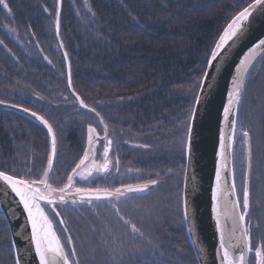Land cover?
I'll return each mask as SVG.
<instances>
[{
  "label": "trees",
  "instance_id": "16d2710c",
  "mask_svg": "<svg viewBox=\"0 0 264 264\" xmlns=\"http://www.w3.org/2000/svg\"><path fill=\"white\" fill-rule=\"evenodd\" d=\"M249 2L61 0L59 34L68 54L73 89L103 117L110 139L119 142L127 131L147 145L140 151L144 177L148 172L163 175L184 168L178 169L185 157L180 140L182 124L198 92L192 85L206 70L205 62L223 28ZM8 3L11 13L0 5V100L7 106H21L14 108H29L52 125L57 152L49 182L61 188L87 148L88 125L95 123L100 135L103 125L94 113L81 109L68 90L54 32L57 0ZM247 84L248 113L259 132L261 149L250 167L249 188L255 199L249 210L256 221L260 192L252 188L258 180L264 187V53L249 70L246 88ZM48 155L49 138L41 124L16 109L0 108V169L10 174L15 170L25 178L31 172V179H39ZM87 168L88 163L79 172ZM97 176V186H104V174ZM75 187H94L92 177L75 176ZM153 195L144 200V221L138 224L145 235L133 242L144 249L140 252L129 251L127 242L123 249L114 242L106 245L128 229L123 223H98L87 203L53 205L52 220L62 243L66 235H72L81 264H197L181 210L169 207V197L155 202ZM53 209L60 215L55 216ZM109 215L116 216L115 211ZM133 215L132 208L127 209L128 218ZM262 228L254 234V244L264 238ZM250 257L255 262L254 252ZM0 264H15L1 212Z\"/></svg>",
  "mask_w": 264,
  "mask_h": 264
},
{
  "label": "snow or ice",
  "instance_id": "6c2138e0",
  "mask_svg": "<svg viewBox=\"0 0 264 264\" xmlns=\"http://www.w3.org/2000/svg\"><path fill=\"white\" fill-rule=\"evenodd\" d=\"M0 5L4 9H7L11 13V8L9 7L8 0H0ZM47 10V9H46ZM59 10L56 13V29L59 30L60 20H59ZM257 17H264V0H251L247 3L245 7L239 10L235 16H233L229 23L223 28L222 34L219 35V39L214 43V46L210 50V56L206 60V65L208 69H212L216 73H222L227 65L230 63L231 53L228 49L234 48L237 42L242 41L247 38V34L251 28V25L256 21ZM242 22H247L243 24ZM231 42V44L229 43ZM3 43V41H0ZM225 46H228L226 48ZM264 50V38L259 39L257 43L253 44L247 49L243 56L239 59V62L234 65V74L232 75L231 84L232 87L227 92L228 100L227 104L223 107V118L226 126L231 130V135L225 136L223 129L220 132V152L221 165L216 169V188L213 190L212 199L217 201L220 196L221 189V168H226L225 163L227 157L226 152L228 148H231L235 143V135L237 129V119L238 107L236 111H233V107L238 106L240 102L241 92L244 85V74L248 71V66L252 63L253 58L257 50ZM67 52L64 53V57L67 58ZM47 59V57H45ZM51 63V61H49ZM217 77L212 74L211 71H204L200 76L199 80L194 82L192 85L193 89H199L193 96V104L189 109L186 119L182 124L184 135L180 140L181 148L183 151L191 153L192 140L194 138V122L197 118L198 107L206 99V96L202 93L211 92L216 87ZM68 87L72 88L71 73L68 74ZM75 89H73V92ZM79 104L85 109H89L91 113H94L97 118H99L100 124L103 125L104 137L103 140V162L99 163L94 159L95 156V144L99 143L101 138L97 133L95 127L91 124L88 125L87 129V143L88 147L84 151V155L80 162L76 164L75 168L72 170V175L67 176V183L61 188L53 187L50 183V172L53 168V159L57 152V138L53 132L52 125L49 124L43 116H38L36 112H31L29 108H23L25 112H31V115L37 117L43 124L47 126L48 132L52 134L51 141V153L48 156L47 167L41 169L39 173V179H31V172L27 175L29 178L18 177L15 170H12L11 174L9 170L0 169V188L10 189L15 196L19 197V202L23 205L24 211L27 213V220L31 225V233L29 237V242L34 244V252L36 257H38V264H81L79 259V254L77 248L73 241L71 234L66 235L65 242H61V238L53 230L52 220L45 213L44 209L41 207L42 202H46L47 205H55L57 201L60 203L66 202V200H71L73 204L77 202V198L81 203H87L92 205L94 201L100 200H116L119 201L121 198H129V194L132 193H144L150 189L151 186L158 184V180L149 179L144 183L138 184H121L120 187L108 188V187H75L74 188V177L80 176L82 179L87 180L93 175V173L108 174L110 169L115 166L117 171H119V160L116 161L115 165L108 159L109 152L112 148L113 141L108 137V126L104 123L103 117L100 113L96 111L94 107L90 108L85 100L76 97ZM5 101L0 100V104H4ZM14 107H21L20 105H14ZM241 135L245 138V143H247V138L249 133L246 130H241ZM144 147H147L145 145ZM248 158H249V168L251 167V146L248 147ZM92 160L91 164L88 166L86 171L79 172L78 170L84 168L85 162ZM185 180L188 179V172L186 168H182ZM195 177H192L194 181ZM74 188V191H73ZM236 190L235 183V172H232V183L231 190L228 195L234 194ZM189 193L184 191L177 196V203L183 214V220L189 225V234L192 239V244L197 251L199 257L203 258L206 256L204 248L200 247L198 240L195 238L193 232L194 222L191 219L193 213L190 211V204L188 200ZM249 186L247 179H245L242 187V202L239 197L235 200H226L225 206L229 208L231 215V227L229 228L227 234L223 229L219 231V247L216 250V257L219 259V264H247L245 257L249 253L254 252L255 264H264V238H262L258 243L254 244L252 239V227L246 222L245 216L249 208ZM243 208V212H237L236 209ZM113 209L120 222L126 226L128 231L121 234L118 239L112 237L111 241H106L108 243H116L121 249L126 246V242L130 247L129 251H144L139 245L133 243L137 238L144 237L145 233L141 230V227L137 223L133 222L131 218L126 219L124 215L121 214V209L113 204ZM217 210V205L213 206V211ZM54 215L59 216V212H55ZM60 224H64V220H59ZM217 227L219 228V217L217 218ZM258 230V225L255 226ZM65 233L68 232L67 228H64ZM111 232V229H108ZM239 233V235H237ZM227 237V238H226ZM235 241V243H233ZM115 251V248L113 249ZM238 253V254H237ZM15 264H21L19 257H15ZM205 264L207 262L205 261Z\"/></svg>",
  "mask_w": 264,
  "mask_h": 264
},
{
  "label": "water",
  "instance_id": "95a60500",
  "mask_svg": "<svg viewBox=\"0 0 264 264\" xmlns=\"http://www.w3.org/2000/svg\"><path fill=\"white\" fill-rule=\"evenodd\" d=\"M60 9L61 0H57L56 13L57 10H59L60 13ZM242 23L247 24V22ZM54 32L57 44L64 59L68 87V74L69 72L71 73L70 64L68 56L67 58L64 57L65 50L60 39L59 30L57 32L56 23H54ZM220 34H222V32ZM262 38H264V17H257L256 21L251 25V28L247 34V38L237 42V45L234 48L228 49L231 53L230 63L222 73L218 74L212 69H208L206 66V70L211 71L212 74L217 77L215 82L216 87L211 92L202 93V95L206 96V99H204L201 105L197 106L198 114L194 122L195 132L194 138L192 140L191 153L189 154L187 151H185V168L188 172V179L185 180V177L183 176L182 184V193L184 191H187L189 193L188 200L190 204V211L193 213L191 219L194 222L193 232L195 234V238L198 240L200 247L204 248L206 252L205 257L201 258L198 256L197 251L192 244L193 237H191L189 234V225L183 220L187 238L193 250L197 264H205V261L207 262V264H219V259L215 255L216 250L219 247V231L220 229H223L227 234L229 228L231 227V219H229L231 212L229 208L225 206V202L226 200H235L238 197L236 182L235 193L228 195L231 190L232 172L235 161L234 144L231 148H228L226 152L227 159L225 163L227 167L221 168L222 180L219 199L217 201H214L212 199L213 190L216 188V169L221 165V157L219 155L220 132L223 129L226 137L231 135L230 128L226 126L224 122L223 107L227 104V92L232 87L231 80L235 70L234 65L239 62V59L243 56V54L249 47L257 43L258 40ZM229 43L231 44V42ZM225 47L228 48V46ZM263 53L264 50H257L252 63L248 66V71L244 74V82L252 65ZM68 90L77 101L79 107L85 111H89V109H85L82 105L79 104L78 100L76 99L78 95L75 91L73 92V87H68ZM199 91L200 90L198 89V92ZM4 107L16 109L17 111L37 121L46 129L49 138L50 155L52 147V134L48 132L47 126L43 124L39 119H37V117L32 116L31 112H25L21 108H14L12 106L0 104V108ZM237 107L238 106L234 105V112L236 111ZM248 147L249 146L247 143L245 153H243L244 166L242 177L243 183L245 179H247L248 186L250 187L251 171L249 168ZM87 162L88 161H86L85 164ZM72 174L73 173H71V175ZM192 177H195L194 181L192 180ZM77 202H79L78 198ZM57 204L64 205L73 203L71 202V200H66V202L64 203H60L59 201H57ZM43 205L47 206L52 211L53 205L49 206L46 202H42L41 207L44 209L45 213L46 208H44ZM214 205H217L216 211H213ZM236 211L241 212V208L236 209ZM0 212L4 215L8 225L13 257H19L21 260V264H38V257H36L34 252V244H31L29 242L31 225L27 220V213L26 211H24L23 205L19 202V197L15 196V194L12 193L10 189L0 188ZM218 217L219 228L217 227ZM53 230L60 237L54 223ZM237 235H239V233H237ZM233 243H235V241H233ZM248 258H251L250 253L245 257L247 263Z\"/></svg>",
  "mask_w": 264,
  "mask_h": 264
},
{
  "label": "flooded vegetation",
  "instance_id": "af4514ba",
  "mask_svg": "<svg viewBox=\"0 0 264 264\" xmlns=\"http://www.w3.org/2000/svg\"><path fill=\"white\" fill-rule=\"evenodd\" d=\"M93 127H95V123L93 124ZM246 131H248V133L249 131H251V133H249V137L247 138L248 141L247 143L248 146L249 144L251 146V159L256 164V160L254 158L256 156L259 157L261 149L258 141L259 132H256V128L253 129V117L251 113L250 116L248 117V125ZM99 136L101 140L99 143L95 144L94 159L97 162L102 163L103 144L105 143V141L103 140L104 134L102 135L99 134ZM121 137L122 138L119 140V142L112 140L113 145L108 156V159L113 162V165H115L116 161L119 160V171H117L116 167L113 166L108 174H104L105 185L101 187L115 188V187H120L121 184L144 183V181H147L151 178L158 180V184L151 186L150 189L144 193L129 194V198L127 199L121 198L119 201H116L114 199L111 201L109 200L94 201L92 205L90 204L89 205H90L91 213L95 218V220L98 223H104L105 225L122 223L118 220L117 216L109 215L112 213V211H114L113 204H115L117 207L121 209V213L124 214L126 219H128L127 209L132 208V212H134V215L130 218L132 219L133 222L137 223V225L142 224L144 221L143 213H142L143 202L149 195L152 194H154L153 195L154 199L152 201L155 202H158L161 197L162 198L169 197L171 199L169 207L171 208L175 207L177 212L179 213L180 207L178 206L177 203V196L182 193V184H183V176H184L183 171L181 170L176 173L175 170L174 171L172 170L168 174H163V175L161 174V172H156V173L148 172L146 173L147 176L144 177V171H143L144 166L140 151L142 148H145L144 147L145 144L143 145V142L140 141V138L138 136L128 135L127 131H125V133H122ZM247 143H245V138L242 141V144L239 142H235L234 144L235 159H236L237 151L239 149H241V154H242L243 153L242 148H244V153H245V148ZM91 162L92 160L90 159L88 161V166L91 164ZM182 167L185 168V157H184V164L178 167V169H181ZM98 174L99 173H93V175L91 176L92 184L94 187H100L99 185L97 186V181H96ZM168 180H170V182L166 184ZM257 183L258 182H255L254 185H257ZM250 186L252 187L251 182H250ZM242 187H243V181H242ZM249 192H250V188H249ZM167 193H169L168 196H166ZM253 193L254 192L250 193L249 208L245 216L246 222L252 227V233H251L252 239L254 234L257 232L255 226L257 225L259 226L258 230L260 228L259 223H256L252 218L253 211L249 210L250 205L253 204L255 199ZM237 196L240 198L242 202V191L239 193L238 188H237ZM257 206H258L257 213L259 214L262 208L261 205H257ZM44 208H46V213L49 216V218L52 220L51 209L48 208L47 206H44ZM243 211L244 210L241 207V212Z\"/></svg>",
  "mask_w": 264,
  "mask_h": 264
},
{
  "label": "rangeland",
  "instance_id": "374dc122",
  "mask_svg": "<svg viewBox=\"0 0 264 264\" xmlns=\"http://www.w3.org/2000/svg\"><path fill=\"white\" fill-rule=\"evenodd\" d=\"M248 87H249V85L247 84V88L245 85L242 89L240 102L238 105V115L236 116L237 129H236V135H235V142H239L241 144H242V141L244 140V137L241 135V130L247 129L248 117H249L248 111H249L251 93L248 90ZM243 153H244V148H243ZM242 154H241V149H239L237 151L236 159H235L234 165H233V170L235 172V178H236L235 182H237V188H238L239 193L242 191V181H243L242 174H243V166H244L243 161L244 160H243ZM252 189L259 190V192H260V196L258 197V195H257V197H256V201H257L256 205H261L262 209H261V212L259 214L257 213L258 210L255 211V214H256L255 215V217H256L255 222L259 223L260 228L263 227L262 229L264 230V201H263L264 200V187L261 186V184L258 181L257 185H253Z\"/></svg>",
  "mask_w": 264,
  "mask_h": 264
},
{
  "label": "bare ground",
  "instance_id": "6f19581e",
  "mask_svg": "<svg viewBox=\"0 0 264 264\" xmlns=\"http://www.w3.org/2000/svg\"><path fill=\"white\" fill-rule=\"evenodd\" d=\"M71 79H72V77H71ZM49 156V155H48ZM247 264H255V262H253L252 260H251V258H248V263Z\"/></svg>",
  "mask_w": 264,
  "mask_h": 264
}]
</instances>
